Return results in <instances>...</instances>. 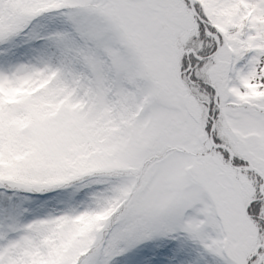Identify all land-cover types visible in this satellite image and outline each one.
I'll return each mask as SVG.
<instances>
[{
    "label": "snow or ice",
    "instance_id": "obj_1",
    "mask_svg": "<svg viewBox=\"0 0 264 264\" xmlns=\"http://www.w3.org/2000/svg\"><path fill=\"white\" fill-rule=\"evenodd\" d=\"M0 264H264V0H0Z\"/></svg>",
    "mask_w": 264,
    "mask_h": 264
}]
</instances>
